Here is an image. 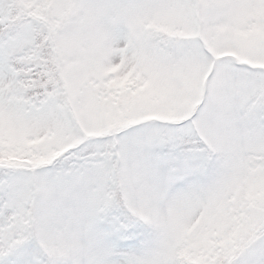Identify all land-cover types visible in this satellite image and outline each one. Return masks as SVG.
<instances>
[{
    "label": "snow or ice",
    "instance_id": "obj_1",
    "mask_svg": "<svg viewBox=\"0 0 264 264\" xmlns=\"http://www.w3.org/2000/svg\"><path fill=\"white\" fill-rule=\"evenodd\" d=\"M0 264H264V0H0Z\"/></svg>",
    "mask_w": 264,
    "mask_h": 264
}]
</instances>
